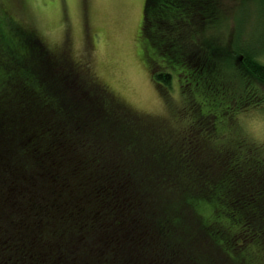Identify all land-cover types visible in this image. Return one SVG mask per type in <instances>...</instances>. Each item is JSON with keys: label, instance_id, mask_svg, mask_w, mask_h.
<instances>
[{"label": "trees", "instance_id": "16d2710c", "mask_svg": "<svg viewBox=\"0 0 264 264\" xmlns=\"http://www.w3.org/2000/svg\"><path fill=\"white\" fill-rule=\"evenodd\" d=\"M221 5L145 0L140 35L164 60L143 46L150 75L164 96L182 84L169 117L129 108L21 23L0 27V264H264V144L214 139L264 110V64L226 66L234 52L206 34Z\"/></svg>", "mask_w": 264, "mask_h": 264}, {"label": "rangeland", "instance_id": "374dc122", "mask_svg": "<svg viewBox=\"0 0 264 264\" xmlns=\"http://www.w3.org/2000/svg\"><path fill=\"white\" fill-rule=\"evenodd\" d=\"M220 2L218 23L206 34L217 36L225 49L234 52L226 66L241 64L244 53L264 64V18L257 1ZM144 5L145 0H0V27L21 23L49 48L66 50L69 57L88 63L101 84L129 108L169 117L183 103L182 84L173 74L164 96L150 75L143 46L150 45L156 66L163 68L164 60L140 35ZM236 114L232 120L225 118L228 124H217L214 139L223 141L239 132L252 143L264 144V110Z\"/></svg>", "mask_w": 264, "mask_h": 264}]
</instances>
